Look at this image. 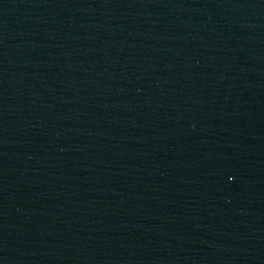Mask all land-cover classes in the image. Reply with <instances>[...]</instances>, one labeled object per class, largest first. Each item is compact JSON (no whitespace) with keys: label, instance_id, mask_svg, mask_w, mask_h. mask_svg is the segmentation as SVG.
I'll list each match as a JSON object with an SVG mask.
<instances>
[{"label":"water","instance_id":"1","mask_svg":"<svg viewBox=\"0 0 264 264\" xmlns=\"http://www.w3.org/2000/svg\"><path fill=\"white\" fill-rule=\"evenodd\" d=\"M0 264H264V0H0Z\"/></svg>","mask_w":264,"mask_h":264}]
</instances>
